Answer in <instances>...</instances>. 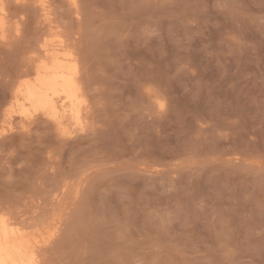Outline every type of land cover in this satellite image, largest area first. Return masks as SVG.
<instances>
[{"label": "rangeland", "instance_id": "374dc122", "mask_svg": "<svg viewBox=\"0 0 264 264\" xmlns=\"http://www.w3.org/2000/svg\"><path fill=\"white\" fill-rule=\"evenodd\" d=\"M80 1L83 27L74 26L83 35L111 20L129 26L121 47H109L120 61L96 51L107 72H95L112 91L109 122L58 161L46 158L53 132L45 122L0 138V202L21 206L17 197L32 187V197H45V185L64 172L69 196L78 189L102 201L107 222L90 232L106 231L81 244L67 226L68 243L60 235L48 250L70 258L55 264H264V0ZM147 78L165 94L161 114L139 101ZM50 163L55 174L45 175L39 168Z\"/></svg>", "mask_w": 264, "mask_h": 264}, {"label": "bare ground", "instance_id": "6f19581e", "mask_svg": "<svg viewBox=\"0 0 264 264\" xmlns=\"http://www.w3.org/2000/svg\"><path fill=\"white\" fill-rule=\"evenodd\" d=\"M63 3H65V6L67 4L69 7V13L62 9ZM80 4V0H0V85L4 86V88L0 86L3 88V92L0 93V138L11 133L16 127H19V129L26 132L28 127L30 128V126L36 124L37 122H42V124L45 122V124L47 123V126L51 128L50 131L53 132V144L50 145L51 147L46 151V158L50 161L57 160V158L60 157L61 152L65 150L67 146L72 144L74 145V143L76 145V142L79 141L78 139L88 134L87 132L96 130L100 131L102 130V127L109 122L110 114H108V111L111 108V106L109 108V100L111 99V95H109L110 90H108V88L105 87L106 85H104L103 73L95 72V69L97 71L99 67L96 66L95 61H98L99 63L97 64H101L102 68V65L104 64V62L103 64L100 63L102 60H97L99 58L95 60V58L99 55L96 51L97 48L103 49V47L107 50H109L110 47V50H112V48L116 46L118 49L121 43H123V40H121L124 38L123 31L129 27L127 23L122 21L114 22V20H111L109 22L107 21L104 28L102 29L100 28L103 26L96 30L92 29V32H88L86 28L88 34L85 35L87 32L84 31L83 35L82 31L76 29L74 26L75 24L82 26L79 24L81 21L83 23L81 17L82 5ZM116 11H118V9ZM87 12L88 11L85 13L87 14ZM94 17L95 15L90 18ZM102 20L104 19L102 18ZM90 21L91 19H89L88 22ZM96 21L98 20H92V22L97 23ZM84 24H86V26L88 25V29L90 30L93 27V25L87 24L85 22ZM132 26L131 28H133ZM82 27H80V29ZM137 27L135 26L136 29ZM128 32L131 31L128 30ZM140 39L141 38H139V40ZM110 50L108 51L109 54L107 53L105 55V58H110L109 56L112 54ZM113 52H115V50ZM96 53L98 54L97 56ZM101 53L103 54L104 52ZM12 54L16 57V59L14 58L13 60H7L8 56L6 57V55ZM5 57L7 58V61H5ZM103 57L100 58L105 61ZM112 57L113 56H111V60L113 58H117L116 56L113 58ZM123 57L125 58V56ZM126 58H129L128 54ZM117 59L120 61V58ZM109 60H107V64ZM106 66L107 65H105V67ZM102 68H99L98 71L102 70V72L105 73L107 69ZM151 84L152 83H150L149 78L145 79L144 83L139 86V88H137V91L139 89V92H136L141 96L139 101H141L143 98L144 102H142H146L148 105L147 107H154L152 110L155 109L156 112L161 114L166 108L165 94L160 88ZM114 86L115 85H113V88ZM144 106L146 105L144 104ZM138 108L140 107L138 106ZM147 110L149 111L151 109L149 108ZM113 114L114 113L112 112V116H114ZM89 136H91V134ZM83 139L85 140L87 138ZM187 145L188 143L186 146ZM36 165L38 166V164ZM230 167L228 168L231 169ZM39 169L42 170L45 175H47V173L55 174V167L51 163L44 164L40 166ZM35 172L34 174H36ZM84 172L87 171L84 170ZM65 174L66 173L64 172V175ZM64 175H61V178L59 176L60 179L51 178L53 181H49L51 179L48 177L49 183L47 181L48 184H44L46 186L47 193L45 197L38 195L40 194L38 193L40 188L38 189L37 186V197H32L31 195V193L35 192L34 190V192L31 190L33 187L30 190L25 189L26 191H24L22 195L19 194L20 196L17 197L19 199L16 201L21 200L20 202H22L23 200L24 202L21 203V206L19 205L14 207L13 202L10 204L9 201L8 204H5V202H0V264L61 263L63 259L69 256L65 257V252L61 253V251L60 253L56 251L59 254L54 255L55 253H50L48 250V246L54 241L58 240L60 235V241L65 240L64 242H66V236H69L70 238L79 236L78 242L79 238H81L80 243L83 244V242H85L91 235L98 236L106 231L104 228L105 224H102V221H100L104 219V221L107 222L105 220V218H107L106 212L105 214L103 213L104 218H101L103 217L101 216L103 208L101 210L99 206H101L100 203L102 201L98 203L100 199L96 200L94 197H83V193L81 194L78 189L69 196L71 186L70 182L72 183V181H69L67 179L68 176ZM72 179L73 178H71V180ZM44 181L46 183V180ZM28 184L30 185L29 187H31V184ZM29 187L27 186V188ZM27 192H29L30 195L26 196L25 194H27ZM26 199H28V201ZM15 205H17V203H15ZM100 222L102 226L104 225V227L98 228L91 233V227L96 224L98 227H100ZM67 226L68 232L65 236ZM106 228L108 227L106 226ZM76 239L77 238H75L74 241ZM67 243L68 242H66V244ZM67 246L66 248L71 247V245L68 247ZM71 248L74 249V247Z\"/></svg>", "mask_w": 264, "mask_h": 264}]
</instances>
